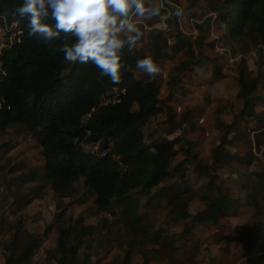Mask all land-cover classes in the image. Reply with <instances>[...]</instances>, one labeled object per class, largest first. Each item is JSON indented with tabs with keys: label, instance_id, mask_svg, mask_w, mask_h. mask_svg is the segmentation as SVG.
<instances>
[{
	"label": "trees",
	"instance_id": "16d2710c",
	"mask_svg": "<svg viewBox=\"0 0 264 264\" xmlns=\"http://www.w3.org/2000/svg\"><path fill=\"white\" fill-rule=\"evenodd\" d=\"M21 2L0 0V27L16 23V27L9 31V34L12 31L15 34L14 39L0 53V131L13 128L21 137H31L42 151L44 180L53 194L64 197L73 190L76 182L82 181L83 188L94 194L93 202L97 209L103 210L115 201L126 203L128 215L125 218L137 222L141 217L130 214V198L135 193L154 188L183 166L193 163L208 176L206 187L216 189L217 198L203 196L205 207L190 215L182 208L184 192L180 196H169L166 199L167 206L163 207L167 212L159 230L155 229L154 223L145 221L142 237L153 244H160L173 255L181 248L175 241L178 234L172 231L173 224L180 218L191 216L196 221L218 224V219L225 214L224 210L232 200L221 186L213 182L214 176L209 170L229 162L233 157L226 147L235 139V132H240L242 142L248 147L252 146L251 133L259 138L257 143L263 144L261 154L264 157V139L260 137L264 135V130L259 131L253 125H241V122L263 119L262 113L256 112L254 106L260 100L257 89L264 81V71L260 72L258 68L257 72L251 73L243 59L237 62L239 88L236 96L241 104L233 121L219 122L221 134L209 153L211 163L204 165L191 153V142L185 139L180 141L159 137L146 142L143 128L150 115L163 110L167 116L166 122L173 124L172 109L169 105L163 106L162 100L158 98L154 79L142 71L145 77L137 78L132 68H122L121 82L113 85L91 62L75 66L65 62L58 49L62 43H71L73 38L61 34V39L53 41L49 47L41 38L28 36L26 19L14 14ZM166 7L161 9L163 16L168 10L175 9L170 5ZM209 9L215 13L218 23L223 25L226 37L242 51L257 48V44L264 40V0H211ZM48 22L52 23L51 20ZM165 22L175 29L173 45L168 46L167 42L160 44L157 30L151 29L148 34L151 49L148 53L135 48L131 53L125 50L122 60L126 66L133 63L135 67V60L145 55L151 56L156 63L159 58L169 55L168 49L181 55L168 72L165 83L168 91L166 98L170 100L183 74L209 58L196 54L191 38L179 29L176 16L167 17ZM258 49L264 63L263 51L260 47ZM113 88L123 90L118 93L117 101L101 104L100 96L112 92ZM248 128L250 131L246 130ZM176 143L183 144V158L172 166V159L177 153L174 148ZM87 144L95 145V150L84 151L83 145ZM247 179L249 183L245 187V198L255 206V217L264 221V173L250 172ZM79 223L80 218L74 221L73 227L58 229L55 245L45 251L48 263L89 262L88 254L77 259L83 237V228ZM169 223L171 225L165 226ZM0 226L3 227L2 224ZM12 226L16 228V225ZM189 232L190 226L185 224L180 234L185 246ZM216 238L222 242L239 243L246 264H264V239L253 243L238 234L227 236L222 233H218ZM36 244L37 239L29 235L28 241L17 252L12 249L3 256L2 264H17L26 260ZM146 250L140 251L141 264H149L150 250ZM197 250L194 247L189 253H182L184 261L189 264L194 261Z\"/></svg>",
	"mask_w": 264,
	"mask_h": 264
},
{
	"label": "rangeland",
	"instance_id": "374dc122",
	"mask_svg": "<svg viewBox=\"0 0 264 264\" xmlns=\"http://www.w3.org/2000/svg\"><path fill=\"white\" fill-rule=\"evenodd\" d=\"M210 1L145 0L146 6L164 4L182 8L183 15L178 18L179 29L191 38L196 54L209 58L183 74L170 100L166 98L168 91L165 83L168 72L181 55L168 49L169 55L157 60L160 68L154 78L157 95L163 106L171 107L173 124L166 122L167 116L163 110L150 115L143 128L145 140L148 142L164 137L190 141L191 153L204 165L211 163L209 153L221 134L219 122L233 121L241 104L236 96L239 88L236 79L237 62L243 59L251 73L257 72L258 68L260 72L264 71L259 49L251 47L250 50L242 51L227 38L223 25L218 23L215 13L209 9ZM172 12L168 10L166 16L172 17ZM166 16L138 20V24L142 25L143 36L134 47L136 50L147 54L151 49L148 40L151 29L157 30L160 44L167 42L169 46L175 43V29L166 24ZM0 31V42L5 47L14 39L15 34L13 31L9 34L6 29ZM259 44H264V40ZM130 66L137 78L145 77L135 69L133 63ZM257 91L260 100L256 101L254 108L256 112L262 113L263 119L241 122V125H253L263 131L264 81L258 85ZM235 133V139L226 147L233 157L229 162L209 170L214 176L213 182L221 186L231 198L230 206L224 210L225 214L218 219V224L196 221L191 216L180 218L173 224L172 231L178 234L175 241L181 248L172 255L160 244H153L143 238L141 232L145 221L154 223L155 229L159 230L167 212L163 207L167 206L166 199L169 196H180L184 192L182 208L190 215L205 207L203 196L217 198V190L206 187L208 176L193 163L183 166L154 188L135 193L128 207L130 214H137L141 220L130 222L125 218L128 215L126 203L115 201L109 207L99 210L93 202L94 194L83 188L82 181L76 182L73 190L64 197L53 194L44 180L42 151L31 137H21L13 128L0 131V225H3L0 226V264L3 263V256L12 249L18 251L28 241L29 235L37 239V244L28 258L17 264H50L46 260L45 251L55 245L58 229L73 227L78 218L83 228V237L77 259L88 254L87 264H141L140 251L143 249L150 250L149 264H189L184 261L182 253H189L194 247L198 250L195 252V260L190 264H246L239 243L222 242L216 238L218 233H222L227 236L238 234L253 243L264 239V221L255 217V206L245 198V187L249 183L247 175L253 171L264 173V157L261 154L263 144L257 143L259 138L251 133L253 144L248 147L242 142L240 132ZM260 137L264 139V135ZM181 145L176 143L174 146L177 153L172 159V166L183 158L184 147ZM185 224L191 229L186 246L181 236ZM12 225H16V228L13 229Z\"/></svg>",
	"mask_w": 264,
	"mask_h": 264
},
{
	"label": "clouds",
	"instance_id": "9594fccd",
	"mask_svg": "<svg viewBox=\"0 0 264 264\" xmlns=\"http://www.w3.org/2000/svg\"><path fill=\"white\" fill-rule=\"evenodd\" d=\"M162 7L146 6L145 0H22L14 14L26 19L28 36L41 38L49 47L61 34L70 35L72 42L58 49L63 60L73 66L91 62L117 85L121 69H131L122 60L125 50L131 53L143 36L138 20L160 17ZM172 14L179 18L183 9L177 6ZM135 69L150 79L160 71L149 55L137 58Z\"/></svg>",
	"mask_w": 264,
	"mask_h": 264
},
{
	"label": "built area",
	"instance_id": "2783aa9c",
	"mask_svg": "<svg viewBox=\"0 0 264 264\" xmlns=\"http://www.w3.org/2000/svg\"><path fill=\"white\" fill-rule=\"evenodd\" d=\"M163 9H166L167 7H166V5H164L163 4V7H162ZM14 27H16V23H12L11 25H9V26H6V27H4V26H2V27H0V29H6V30H8V32L11 30V28H14ZM1 32V31H0ZM263 48V46L262 45H259L257 48ZM4 47H3V45L1 44V42H0V53H1V51H2V49H3ZM119 92H123V90H117L116 88H113L112 89V92H106V93H104V94H102L101 96H100V103L101 104H107V103H110V102H115V101H117V96H118V93ZM95 147V145H92V144H87V145H83V149H84V151H86V152H92Z\"/></svg>",
	"mask_w": 264,
	"mask_h": 264
},
{
	"label": "crops",
	"instance_id": "0c3cea01",
	"mask_svg": "<svg viewBox=\"0 0 264 264\" xmlns=\"http://www.w3.org/2000/svg\"><path fill=\"white\" fill-rule=\"evenodd\" d=\"M252 144H253V142H252Z\"/></svg>",
	"mask_w": 264,
	"mask_h": 264
}]
</instances>
